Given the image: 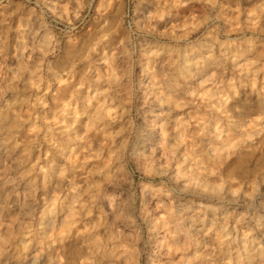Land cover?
<instances>
[{
	"label": "clouds",
	"instance_id": "obj_1",
	"mask_svg": "<svg viewBox=\"0 0 264 264\" xmlns=\"http://www.w3.org/2000/svg\"><path fill=\"white\" fill-rule=\"evenodd\" d=\"M0 264H264V0H0Z\"/></svg>",
	"mask_w": 264,
	"mask_h": 264
}]
</instances>
